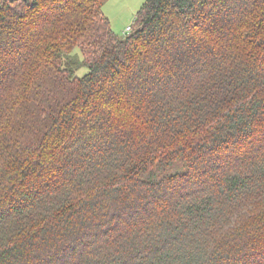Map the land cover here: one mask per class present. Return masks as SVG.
I'll list each match as a JSON object with an SVG mask.
<instances>
[{"label":"trees","instance_id":"1","mask_svg":"<svg viewBox=\"0 0 264 264\" xmlns=\"http://www.w3.org/2000/svg\"><path fill=\"white\" fill-rule=\"evenodd\" d=\"M105 2L0 0V264H264V0Z\"/></svg>","mask_w":264,"mask_h":264},{"label":"rangeland","instance_id":"2","mask_svg":"<svg viewBox=\"0 0 264 264\" xmlns=\"http://www.w3.org/2000/svg\"><path fill=\"white\" fill-rule=\"evenodd\" d=\"M144 2L145 0H106L102 11L111 30L118 36L125 35L126 27L133 26L135 14ZM85 72L86 70L81 68L77 75H83Z\"/></svg>","mask_w":264,"mask_h":264},{"label":"built area","instance_id":"3","mask_svg":"<svg viewBox=\"0 0 264 264\" xmlns=\"http://www.w3.org/2000/svg\"><path fill=\"white\" fill-rule=\"evenodd\" d=\"M130 30H131V27L127 26L126 29H125V33H128Z\"/></svg>","mask_w":264,"mask_h":264}]
</instances>
